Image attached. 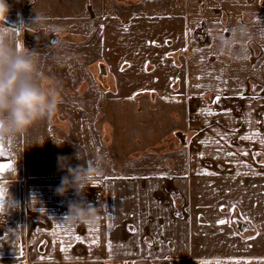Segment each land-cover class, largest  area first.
I'll list each match as a JSON object with an SVG mask.
<instances>
[{
  "label": "crops",
  "instance_id": "0c3cea01",
  "mask_svg": "<svg viewBox=\"0 0 264 264\" xmlns=\"http://www.w3.org/2000/svg\"><path fill=\"white\" fill-rule=\"evenodd\" d=\"M7 2V26L14 28L18 44L39 54L41 71L58 82L62 102L51 121L37 124L26 136L0 140V164L11 165L0 173L5 193L0 264H261L264 122L226 125L217 118L224 110L216 118L190 122L200 115L188 118L178 103L193 90L189 87L198 70L197 80L217 86L207 91L220 97L217 110L226 109L220 103L223 93L231 95L224 99L227 110H234L237 105L230 101L238 92L256 89L246 70L256 77L264 70L263 61L248 62L246 68L237 58L211 60L219 44L212 40L214 47H208L194 34H221L230 25L264 31V0ZM35 15L45 18L48 32L33 30ZM56 27L61 31L53 32ZM187 32L190 39L179 38ZM182 46L190 54L177 57ZM57 55L65 57L62 64ZM241 78L246 84L236 89ZM174 103L179 119L170 120L169 130L163 112L173 111ZM112 112L118 123L127 113H152L155 119L151 126L132 124L147 134L143 149H154L137 152L143 153L137 158L118 151L116 159L128 165L116 171L113 147L111 152L107 148L113 144L112 131H107L109 142L103 137L106 127L113 128ZM249 135L252 139H241ZM163 138L169 149L163 150ZM61 158L72 167L101 163L104 175L83 196L74 189L59 195L56 190L68 175ZM78 201L98 207L95 226L68 222L69 203ZM221 219L228 223L218 224ZM74 235L85 242L74 241ZM95 238L98 245L91 244ZM61 240L65 247L72 245L66 253Z\"/></svg>",
  "mask_w": 264,
  "mask_h": 264
},
{
  "label": "clouds",
  "instance_id": "9594fccd",
  "mask_svg": "<svg viewBox=\"0 0 264 264\" xmlns=\"http://www.w3.org/2000/svg\"><path fill=\"white\" fill-rule=\"evenodd\" d=\"M10 5L7 0H0V140H15L26 136L37 124L51 121L62 102L58 82L46 77L40 68V56L29 50L15 39V30L7 26ZM35 32H48L45 18L35 15L32 23ZM59 32V27L53 28ZM241 37L247 35L246 27L241 25L235 30ZM219 50L232 55L237 43L235 37L219 38ZM244 49L242 48V52ZM57 64L65 60L63 55L55 57ZM77 159H81L79 153ZM60 164L68 172L56 190L65 195L74 189L83 196L88 188L93 187L104 175L101 163L85 167H72L68 158H61ZM68 222L72 225H93L99 221L98 207L84 202H70Z\"/></svg>",
  "mask_w": 264,
  "mask_h": 264
},
{
  "label": "rangeland",
  "instance_id": "374dc122",
  "mask_svg": "<svg viewBox=\"0 0 264 264\" xmlns=\"http://www.w3.org/2000/svg\"><path fill=\"white\" fill-rule=\"evenodd\" d=\"M240 26L238 25H230L228 28L229 30H225L223 31L221 34H218L217 32H208V33H195L194 36L195 38L197 37V39L199 38L201 41H205L207 43H209L208 47H214L211 46L212 44V40H216L217 44H219V37L220 36H224L225 38H232L235 37L237 43L235 44L234 48H233V52L232 55H228L224 52H221L219 50V46H218V54L217 56L215 55L214 57L211 56V60L212 58H216L219 57L220 59L224 58L227 62L231 59H241L244 60L246 62V68H247V63L248 62H254V63H260V62H264V31H253V30H247V35L241 37L240 34L238 32H236L235 30L237 28H239ZM231 29V30H230ZM184 36L180 37L179 34V38H183L185 36H188L189 39L191 38V33H182ZM211 35V37H210ZM206 45V43H205ZM182 50H178V56L177 57H183L184 55H189V52H186L184 46H182ZM242 48L244 49V51L242 52ZM196 55L195 50H194V56ZM212 55H214V52H212ZM222 57V58H221ZM228 64V63H226ZM250 67H251V63H250ZM247 71V76L251 78V80L257 84L256 85V89H254L252 91L249 90L247 92V94L245 92H238L241 95L237 98H235V100H231L230 103L235 106V104L237 105V107H235V109L233 110L230 106L229 110H227V105L224 101L227 100L229 101V97L231 95L226 94L224 96L225 93H223L222 95V99L220 101V103L222 105H225L226 109L220 108L219 110L218 107V103L216 98L217 95L215 96L214 92L209 91V93H207V91L210 89H215L217 88V86H210L209 84H207L209 81H207L206 83H201L200 79L197 80V77L199 76V74L201 73V71H195V75L198 74L196 77H193V84L189 87L190 89H193L191 92L188 93V96L183 97V99L178 103V104H184L181 110H183V114H187L188 118H191L192 115L196 116L197 114H199L200 116L196 119L191 118L192 120L190 122H194L195 121H202L204 119H208V115L205 113L201 112V109H205L208 110L209 106H207V104L211 105L213 104L214 109H209L211 112L214 113V115L212 117L216 118L215 115L217 113L220 112V110H224L223 113L221 115H219L217 118L222 119V121H224L226 123V125H229V122L233 121L235 123H238L239 121H241L242 123H255V119L258 120L259 122H264V70H262V72H260L259 75H257L256 77L253 76V74H251V69L249 68ZM242 72V71H241ZM246 78H241L237 81L236 84V89H242V87L244 86V84H246ZM254 83H251L254 84ZM231 93V92H229ZM189 98V100H188ZM145 103V102H144ZM148 103H150V101H148ZM152 103V102H151ZM168 103H171L170 101H168ZM165 106L166 108H168V104L166 102H163V106ZM173 111H165L163 112V125L164 128L169 129L170 127H168V125L170 124L171 121L176 122L179 117V113L176 111L178 110V107L176 105V103L173 104ZM165 108V109H166ZM171 108V107H169ZM164 109V108H163ZM100 114V113H99ZM112 115L114 116L113 119V128L108 129V127L105 128V134H103V137L105 138V140H107V142H109V135L107 134V131L110 132V137H112L113 139V144L110 146L107 143V148L110 150L111 152V147H113V150L111 153H113V155L117 156V152H123V153H127L129 154V158H137L139 157L141 154L137 153V152H146L149 150H153L154 148L153 145H151L149 148L143 149V147L146 146L147 143V134L145 131H140L137 132L134 125V123H137L136 125L141 126L142 124H147L149 126L152 125L153 121H155L154 117L152 116V113H150V115H145L144 113H139L138 115L131 113L126 115L127 118L122 119L123 121L121 122H117V114L112 112ZM111 120V119H110ZM171 120V121H170ZM100 121V120H99ZM99 127H100V123ZM131 125V126H129ZM127 126V127H125ZM170 130V129H169ZM194 131H196L197 133H199V129H194ZM194 131H191L190 136L192 137L194 134ZM114 134V137H113ZM143 141V143H142ZM163 142V150L165 147H167L169 149V140L168 138H163L162 139ZM151 142H149L148 144H150ZM127 145V146H126ZM124 146L126 147L125 149H121V147ZM152 148V149H151ZM113 159L114 162V167H115V171L117 170V167L121 166H126L128 165V163L125 161L123 162L120 159ZM136 162V161H135ZM131 164L133 163V161L130 162ZM130 166V164H129Z\"/></svg>",
  "mask_w": 264,
  "mask_h": 264
},
{
  "label": "snow or ice",
  "instance_id": "6c2138e0",
  "mask_svg": "<svg viewBox=\"0 0 264 264\" xmlns=\"http://www.w3.org/2000/svg\"><path fill=\"white\" fill-rule=\"evenodd\" d=\"M150 43H154V42H150ZM121 71H123V68H121ZM129 99H135V96L129 97ZM219 99H220V97L217 96V98H216L217 102L219 101ZM201 112L205 113L207 115H214V113L211 112L210 110L201 109ZM252 135H259V133H253ZM252 135L242 136L241 139H252ZM201 143H207V141H201ZM260 143L264 144V140H261ZM2 154H3V146H2V144H0V155H2ZM199 155L201 157H203V153H200ZM229 155H231V153H229ZM257 155H259V153H257ZM10 167H11V165H9V164H0V173L5 172ZM204 174H206V175H214L215 173L205 172ZM237 174L239 175V173H237ZM4 195H5V193H4L3 189H0V201H3ZM3 210H4L3 204L0 203V212H2ZM221 210L223 211V209H221ZM226 223H228V221H226L224 219H221V220L218 221V224H220V225H224ZM57 227H63V226L62 225H58ZM51 235L56 236L57 233L53 232V233H51ZM72 239L74 241L78 242V243H84L85 242V238L80 236V235H74V236H72ZM60 243H61V251L62 252L66 253L72 247L71 244H68L65 247L64 246L65 242L63 240H61ZM91 244L92 245H98L99 244V239L98 238L92 239L91 240ZM109 250H111V242H109ZM21 255H22V253H21ZM65 258L67 259L68 257L66 256ZM214 264H221V262L220 261H216V262H214ZM228 264H241V262L240 261H229ZM244 264H251V262L247 261V262H244ZM261 264H264V261H261Z\"/></svg>",
  "mask_w": 264,
  "mask_h": 264
},
{
  "label": "trees",
  "instance_id": "16d2710c",
  "mask_svg": "<svg viewBox=\"0 0 264 264\" xmlns=\"http://www.w3.org/2000/svg\"><path fill=\"white\" fill-rule=\"evenodd\" d=\"M182 136V134H180Z\"/></svg>",
  "mask_w": 264,
  "mask_h": 264
}]
</instances>
